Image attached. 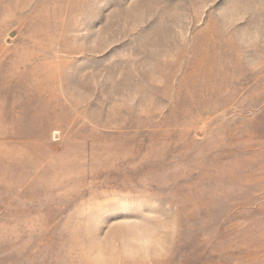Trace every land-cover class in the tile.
I'll return each instance as SVG.
<instances>
[{"label":"rangeland","instance_id":"1","mask_svg":"<svg viewBox=\"0 0 264 264\" xmlns=\"http://www.w3.org/2000/svg\"><path fill=\"white\" fill-rule=\"evenodd\" d=\"M0 264H264V0H0Z\"/></svg>","mask_w":264,"mask_h":264}]
</instances>
